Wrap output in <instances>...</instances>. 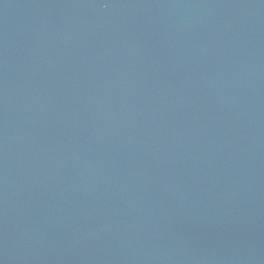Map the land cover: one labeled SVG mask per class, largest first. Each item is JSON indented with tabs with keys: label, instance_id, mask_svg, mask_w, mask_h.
Instances as JSON below:
<instances>
[{
	"label": "water",
	"instance_id": "water-1",
	"mask_svg": "<svg viewBox=\"0 0 264 264\" xmlns=\"http://www.w3.org/2000/svg\"><path fill=\"white\" fill-rule=\"evenodd\" d=\"M0 264H264V0H0Z\"/></svg>",
	"mask_w": 264,
	"mask_h": 264
}]
</instances>
